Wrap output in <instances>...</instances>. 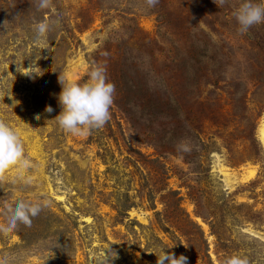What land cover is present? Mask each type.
I'll return each mask as SVG.
<instances>
[{
    "label": "rangeland",
    "instance_id": "obj_1",
    "mask_svg": "<svg viewBox=\"0 0 264 264\" xmlns=\"http://www.w3.org/2000/svg\"><path fill=\"white\" fill-rule=\"evenodd\" d=\"M240 2L0 0V120L32 162L0 181V224L19 200L50 201L0 234V258L98 264L110 247V264H156L163 248L264 264V23L242 34ZM45 20L59 24L37 43ZM94 65L115 84L111 119L74 136L54 120L59 76L83 83Z\"/></svg>",
    "mask_w": 264,
    "mask_h": 264
},
{
    "label": "clouds",
    "instance_id": "obj_2",
    "mask_svg": "<svg viewBox=\"0 0 264 264\" xmlns=\"http://www.w3.org/2000/svg\"><path fill=\"white\" fill-rule=\"evenodd\" d=\"M150 7H155L159 0H146ZM218 6H224L229 0H214ZM40 10L54 8L53 0H38ZM233 16L238 23V30L247 33L253 26L264 23V0H241L235 7ZM59 24V20H45L35 25L36 41L42 43L47 40L49 33ZM61 92L58 102L61 106L59 115L55 117L59 126L67 133L74 136H88L93 131L103 128L111 119V107L114 104L115 84L110 82L106 69L94 65L88 74V79L83 82H65L59 76ZM46 112L52 113L53 109L47 106ZM37 120L40 116L35 117ZM178 149L187 152L189 149L181 142ZM12 167H32V162L25 156L24 145L19 134L4 120H0V181L5 179V173ZM50 201L31 202L19 200L14 206L7 209V223L0 224V234L5 236L17 229L18 224L31 227L35 218ZM107 250V254H106ZM99 257L98 264H110L118 259L117 253L109 247ZM156 264H187V257L176 256L175 253L165 252L161 248ZM0 264H8L7 258H0ZM223 264H250L247 256L233 254L227 257Z\"/></svg>",
    "mask_w": 264,
    "mask_h": 264
},
{
    "label": "bare ground",
    "instance_id": "obj_3",
    "mask_svg": "<svg viewBox=\"0 0 264 264\" xmlns=\"http://www.w3.org/2000/svg\"><path fill=\"white\" fill-rule=\"evenodd\" d=\"M69 78H70L71 81L74 80L72 75H69ZM259 136H260L261 141L264 143V124L261 125L260 128H259ZM226 169L227 168H221L220 171H222V173L225 175L226 179L228 180V178H230V173H228L226 171ZM253 174H255V173L251 172L250 177H253Z\"/></svg>",
    "mask_w": 264,
    "mask_h": 264
}]
</instances>
